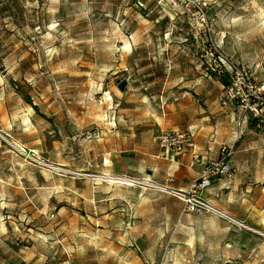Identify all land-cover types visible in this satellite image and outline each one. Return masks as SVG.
<instances>
[{
	"label": "rangeland",
	"instance_id": "obj_1",
	"mask_svg": "<svg viewBox=\"0 0 264 264\" xmlns=\"http://www.w3.org/2000/svg\"><path fill=\"white\" fill-rule=\"evenodd\" d=\"M223 66L264 77V0H0V264H264V138ZM165 130L231 147L204 198L260 233L158 188Z\"/></svg>",
	"mask_w": 264,
	"mask_h": 264
},
{
	"label": "built area",
	"instance_id": "obj_2",
	"mask_svg": "<svg viewBox=\"0 0 264 264\" xmlns=\"http://www.w3.org/2000/svg\"><path fill=\"white\" fill-rule=\"evenodd\" d=\"M219 76L226 83L220 97L222 106H235L240 113L242 124H250L264 138V77L259 78L254 72L244 67H233L228 70L220 67ZM154 143L158 148V158L175 159L189 156L193 166L202 165L198 179L194 180L189 189L179 192L169 186L174 177L168 176L160 190L174 193L182 203L183 212L197 215L210 211L212 207L204 198L215 180L229 177L233 168L230 165L231 147L222 144L215 158L204 159L203 155L194 150L192 134L180 130H165L157 134Z\"/></svg>",
	"mask_w": 264,
	"mask_h": 264
},
{
	"label": "crops",
	"instance_id": "obj_3",
	"mask_svg": "<svg viewBox=\"0 0 264 264\" xmlns=\"http://www.w3.org/2000/svg\"><path fill=\"white\" fill-rule=\"evenodd\" d=\"M193 146H194V150L196 152H198L199 154L203 155L205 160L215 158L218 154V149L220 147V145H216L215 143H210V142H208L207 146L203 149L201 147H198L194 143H193ZM186 157H188V160H189V171H190V169L193 171V172L191 171V175H193V177H195V179H193L189 183V185H187L185 188L182 187V189L181 188L178 189V191H182V192L187 191L189 189V186L191 185V183L194 180L198 179V172L200 171V169L202 167V165L193 166L192 162H191V158L189 156H186ZM164 160L171 163V166L168 168V171L170 172L169 176L174 177V173H176L179 170V163L175 162L174 159H164ZM169 163H166V164H169ZM230 165L232 167L233 164L230 162ZM232 176H234V174H231L229 177L221 178L220 181L226 180L227 178H230ZM237 221H239V220H237ZM251 229H253V228H251Z\"/></svg>",
	"mask_w": 264,
	"mask_h": 264
},
{
	"label": "bare ground",
	"instance_id": "obj_4",
	"mask_svg": "<svg viewBox=\"0 0 264 264\" xmlns=\"http://www.w3.org/2000/svg\"><path fill=\"white\" fill-rule=\"evenodd\" d=\"M113 179V181L115 182H118V183H123V184H131V182H133V180L131 179H127V178H117V177H114V178H111ZM143 182H149V180H144ZM145 184H148V183H145ZM149 185V184H148ZM179 192H182V191H179ZM210 211L218 216H221L223 218H226L227 220H229L230 222L238 225V226H241L243 228H246L248 230H251V231H254V232H257V233H260L259 231L257 230H254V229H251L250 227H248L247 225L229 217L228 215H226L223 211H220L219 209H216L215 207H210Z\"/></svg>",
	"mask_w": 264,
	"mask_h": 264
},
{
	"label": "water",
	"instance_id": "obj_5",
	"mask_svg": "<svg viewBox=\"0 0 264 264\" xmlns=\"http://www.w3.org/2000/svg\"><path fill=\"white\" fill-rule=\"evenodd\" d=\"M127 86V81L126 80H123L121 82H119L117 84V88L120 90V91H123L125 89V87Z\"/></svg>",
	"mask_w": 264,
	"mask_h": 264
},
{
	"label": "trees",
	"instance_id": "obj_6",
	"mask_svg": "<svg viewBox=\"0 0 264 264\" xmlns=\"http://www.w3.org/2000/svg\"><path fill=\"white\" fill-rule=\"evenodd\" d=\"M223 82H224V83H226V81H225V80H223Z\"/></svg>",
	"mask_w": 264,
	"mask_h": 264
}]
</instances>
